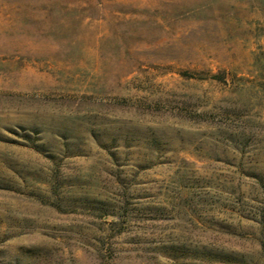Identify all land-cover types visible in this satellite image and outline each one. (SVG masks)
Here are the masks:
<instances>
[{"label":"rangeland","instance_id":"1","mask_svg":"<svg viewBox=\"0 0 264 264\" xmlns=\"http://www.w3.org/2000/svg\"><path fill=\"white\" fill-rule=\"evenodd\" d=\"M0 264H264V0H0Z\"/></svg>","mask_w":264,"mask_h":264},{"label":"trees","instance_id":"2","mask_svg":"<svg viewBox=\"0 0 264 264\" xmlns=\"http://www.w3.org/2000/svg\"><path fill=\"white\" fill-rule=\"evenodd\" d=\"M185 76H189V75H187V73H186V75ZM216 78V77H215Z\"/></svg>","mask_w":264,"mask_h":264}]
</instances>
